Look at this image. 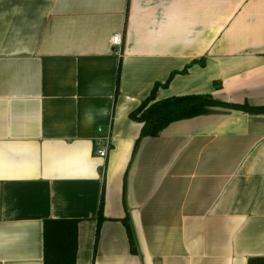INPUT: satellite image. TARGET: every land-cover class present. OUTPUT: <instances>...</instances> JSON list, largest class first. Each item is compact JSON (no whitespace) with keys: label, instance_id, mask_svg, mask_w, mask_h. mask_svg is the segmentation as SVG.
<instances>
[{"label":"crops","instance_id":"crops-1","mask_svg":"<svg viewBox=\"0 0 264 264\" xmlns=\"http://www.w3.org/2000/svg\"><path fill=\"white\" fill-rule=\"evenodd\" d=\"M156 84L264 106V0H0V264H44L47 219L78 221L75 264H264V113L135 147Z\"/></svg>","mask_w":264,"mask_h":264},{"label":"trees","instance_id":"trees-1","mask_svg":"<svg viewBox=\"0 0 264 264\" xmlns=\"http://www.w3.org/2000/svg\"><path fill=\"white\" fill-rule=\"evenodd\" d=\"M203 64V61H200ZM186 71L183 70L182 72ZM168 80L161 84L167 86ZM154 85L150 95L139 106L131 111L130 117L142 124L135 147L144 136H158L170 123L204 114L209 107L220 106L248 113H264V106H252L248 103L228 104L215 100L209 94H189L155 99ZM135 147L133 153L135 152ZM102 203V201H101ZM101 209V205H100ZM98 212L97 229L102 222V214ZM131 250L135 251V239L128 217L123 218ZM76 219H47L43 225L44 264H75L77 246Z\"/></svg>","mask_w":264,"mask_h":264},{"label":"built area","instance_id":"built-area-1","mask_svg":"<svg viewBox=\"0 0 264 264\" xmlns=\"http://www.w3.org/2000/svg\"><path fill=\"white\" fill-rule=\"evenodd\" d=\"M112 45H119L121 43V34H114L111 38ZM97 131L100 133L95 139V153L97 156L105 159L112 148V142L110 138V133L104 134L101 128Z\"/></svg>","mask_w":264,"mask_h":264}]
</instances>
